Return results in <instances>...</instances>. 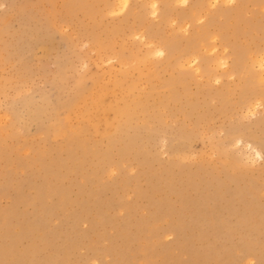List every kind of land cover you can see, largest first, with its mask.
<instances>
[{
  "label": "rangeland",
  "instance_id": "rangeland-1",
  "mask_svg": "<svg viewBox=\"0 0 264 264\" xmlns=\"http://www.w3.org/2000/svg\"><path fill=\"white\" fill-rule=\"evenodd\" d=\"M121 1L0 0V264H264V0Z\"/></svg>",
  "mask_w": 264,
  "mask_h": 264
},
{
  "label": "bare ground",
  "instance_id": "bare-ground-1",
  "mask_svg": "<svg viewBox=\"0 0 264 264\" xmlns=\"http://www.w3.org/2000/svg\"><path fill=\"white\" fill-rule=\"evenodd\" d=\"M128 1L129 0H122L121 2H120V4H119V6H118V8L116 7L115 8V11H117V10H120V9H124L125 8V6L128 4ZM183 3L184 2H187L188 0H181ZM229 1H233V0H229ZM235 1V0H234ZM260 1V0H259ZM156 3H158V1L156 2V1H154L153 3H152V6H153V8H152V12L151 13H154L155 15H157L158 14V6H156ZM161 5H162V3H161ZM160 9V8H159ZM162 10H161V13H163V15L162 16H164V11H165V9H166V4H163V7L161 8ZM229 13H232V12H230V11H228V16H229ZM160 14V13H159ZM158 17V16H157ZM161 17V16H160ZM183 17H186V16H183ZM162 19V18H161ZM214 21L212 20V21H210L209 22V24L208 25H213V24H215V23H213ZM190 41H186V44H185V46H183V48L181 47V50L184 52V54L182 53L181 55H180V57H177L178 55H176V56H174L173 55V51L171 50V48L172 47H174V46H177V45H179V43H180V41H175L174 39H172V41H164V42H162V44L161 45H159V48L156 50L157 51V53H159L160 55H163L164 53H166V51L169 53V55L166 53V55H168L169 56V59L168 60H170L171 58H172V62H173V59H175V66H177V65H179L180 67H184L185 65L187 66V65H189V64H191V61H197L199 58H197L195 55L197 54V50H196V43H197V41L196 40H193L192 41V43H193V45L190 47V48H187L186 47V45H187V43H189ZM181 44V43H180ZM183 45V44H182ZM184 55V56H183ZM185 56H187V57H190L189 58V60H188V62H186L185 64H181V60L185 57ZM167 58V57H166ZM166 60V59H165ZM167 60V61H168ZM187 60V59H186ZM184 62H185V60H184ZM193 63V62H192ZM197 63V62H196ZM168 64V63H167ZM167 64H166V66H167ZM195 64V63H194ZM223 64L225 65V64H227L226 63V61H223ZM257 64H258V66H259V68L261 69V70H263L264 71V47H263V50L259 53V58H258V62H257ZM196 66H198V65H196ZM178 67V66H177ZM237 67V64L235 65V66H233V71L235 70V68ZM199 68H196V70L195 71H197ZM231 70V69H230ZM182 82H185V78L184 77H182V76H179L178 77V79H177V81H175V80H173L170 84H169V87L170 88H172V87H174V86H176V84H178V83H182ZM173 89V88H172ZM176 91L177 90H175V89H173V90H171L170 91V93H169V99L170 100H173V97H174V95L176 94ZM163 102V101H162ZM161 102V103H162ZM173 102V101H172ZM171 102V103H172ZM193 102V101H192ZM257 102V101H256ZM160 103V104H161ZM255 103V102H254ZM251 105H253V104H251ZM248 107V106H247ZM259 107V106H258ZM256 108H257V106H256ZM247 109V108H246ZM240 142V141H239ZM247 147V146H246ZM256 149V148H255ZM250 151V150H249ZM252 152V151H251ZM255 154L257 155V156H259L260 157V154H259V152L258 151H255ZM249 156V155H248ZM252 155L250 154V157H251ZM255 156V155H254ZM250 157H249V159H250ZM256 157V156H255ZM254 157V158H255ZM258 158V157H257ZM261 159V158H260ZM206 187V186H205ZM204 192V191H203ZM201 195V194H200ZM203 195V194H202ZM199 196V195H198ZM235 197H236V195H235ZM201 197H199V199H200ZM41 199V198H40ZM199 199H197V201L199 200ZM209 199V198H208ZM213 200V199H212ZM39 201H41V200H39ZM195 201V200H194ZM209 201H211V199L209 200ZM193 202V201H192ZM200 202V201H199ZM238 202H239V200H238ZM40 203V202H39ZM198 203V202H197ZM196 203V204H197ZM194 204H195V202H194ZM195 204V205H196ZM243 204V203H242ZM197 205H199V204H197ZM236 205V204H235ZM191 206H192V204H191ZM244 206V205H243ZM236 207V206H235ZM192 208L193 209H195V208H198V207H194V205L192 206ZM191 208V209H192ZM208 208V207H207ZM223 208V207H222ZM190 209V210H191ZM200 209V208H199ZM216 209V208H215ZM201 210V209H200ZM196 211H197V209H196ZM214 211H216V210H214ZM198 212H199V210H198ZM200 215H201V213H199ZM212 215V214H211ZM199 216V215H198ZM194 221V220H193ZM196 221V220H195ZM204 222H205V220H204ZM192 223H194V222H192ZM186 228H188V226H184V229H186ZM225 230V232H226V229H224ZM215 232V231H214ZM221 234V233H220ZM222 235H224V233L222 234ZM1 251V250H0ZM2 252H3V250H2ZM195 253V252H194ZM219 253V252H218ZM217 252H216V254H218ZM195 256L197 259H198V256L199 255H196V254H192L191 256ZM222 255V254H221ZM219 256V255H218ZM217 256V257H218ZM220 258V257H219ZM198 261V260H197ZM198 264V263H197Z\"/></svg>",
  "mask_w": 264,
  "mask_h": 264
}]
</instances>
